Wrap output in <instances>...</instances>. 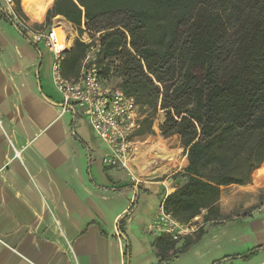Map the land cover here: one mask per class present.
Returning a JSON list of instances; mask_svg holds the SVG:
<instances>
[{"label": "crops", "instance_id": "1", "mask_svg": "<svg viewBox=\"0 0 264 264\" xmlns=\"http://www.w3.org/2000/svg\"><path fill=\"white\" fill-rule=\"evenodd\" d=\"M24 1L22 12L36 22L27 10L53 2ZM2 14L15 23L16 17L24 19L13 3L0 0V264H125V242L129 264H212L217 236L226 243L251 239L249 223L260 219L263 206L222 224L205 222L203 211L196 216L201 233L177 243L146 235L143 228L172 191V179L140 175L133 163L127 169L106 166L107 146L92 130L86 109L64 106L52 82L53 53L28 40ZM80 68L81 61L72 69L61 62L69 78ZM133 143L130 159L142 148ZM170 151L177 159V151ZM227 187H220L221 216L219 201ZM243 217L250 221L245 229ZM261 220L258 239L264 237ZM242 261L238 264H264V256Z\"/></svg>", "mask_w": 264, "mask_h": 264}, {"label": "trees", "instance_id": "2", "mask_svg": "<svg viewBox=\"0 0 264 264\" xmlns=\"http://www.w3.org/2000/svg\"><path fill=\"white\" fill-rule=\"evenodd\" d=\"M52 1L49 8L27 11L37 22L45 15L48 26L61 16L99 33L102 75L111 71L140 105V125L148 119L145 105L154 108L160 101L165 116L159 132L163 138L177 135L187 159L170 177L174 186L164 208L180 221L202 210L205 222L220 219V187L250 183L264 162V0ZM12 2L28 19L25 1ZM2 16L27 38L10 15ZM86 47L74 40L64 52L67 69L79 64ZM260 251L264 245L212 264L247 261ZM129 253L125 242V264Z\"/></svg>", "mask_w": 264, "mask_h": 264}, {"label": "built area", "instance_id": "3", "mask_svg": "<svg viewBox=\"0 0 264 264\" xmlns=\"http://www.w3.org/2000/svg\"><path fill=\"white\" fill-rule=\"evenodd\" d=\"M6 2L13 3L12 0ZM15 21L30 41L42 43L53 53L52 82L60 92L64 106L78 104L86 109L92 130L107 146L103 163L106 166L127 169V162L131 157L132 139L144 115L136 100L124 94L120 87L114 84L111 71L102 75L104 64L97 62L101 55L99 33L95 34L93 41H86L76 33V38L87 47L77 76L69 78L64 76L61 70V62L66 51L61 49L65 39L63 29L55 26L53 19L47 28H44V25L42 28L39 22V25L35 26L29 20H21L17 17ZM195 221L199 223L195 224ZM201 227L202 222L198 217L195 216L189 221H180L164 208L161 201L153 218L143 230L146 235L154 239L161 238L177 243L193 236Z\"/></svg>", "mask_w": 264, "mask_h": 264}, {"label": "rangeland", "instance_id": "4", "mask_svg": "<svg viewBox=\"0 0 264 264\" xmlns=\"http://www.w3.org/2000/svg\"><path fill=\"white\" fill-rule=\"evenodd\" d=\"M43 18L44 19L41 22L42 28H43V25H44V28H47L48 25L45 23V15ZM53 18H51V21ZM26 20H29L31 23L35 24V26L39 25L38 22L32 20L29 16H28V19ZM51 21H50V24H51ZM70 26H72V24H70ZM72 29H73L72 31L75 34L73 41L76 39V33L80 38H83L86 41H89V40L93 41L95 39L93 32L85 31L84 29H82V27L80 29V28H76L72 26ZM97 62L101 63L100 58H98ZM119 82H120V79L118 77H114V84L118 85ZM159 102L160 101L157 102V105L154 108L152 106L145 105L144 111L148 119L143 120L134 138L132 139V141L134 142L133 143L134 145L137 142H141L142 148H139V149L135 148V151L137 152H134L135 154L133 156H136V159L131 158L128 160V162L129 164L133 163V165L136 166V169L139 172V174L141 175L142 173L143 175L144 174L143 169L146 166V164L153 161L158 155L162 157H169L171 156V154L168 151L171 150V151H174L175 153L177 151L178 157L177 159L175 158L176 160L173 161L169 165V168L165 171L155 173V180H164L167 176L171 177L173 173L182 171V169L187 164V159H186V152L183 146L181 145L179 137L177 135H171L167 138H163L159 132L158 125H160V123L164 120V116H165L164 110L159 107ZM145 153H148L147 157L150 161H148L145 158ZM137 157H142L141 161H139ZM250 177H251L250 184L253 185L248 188L250 190H244V188L239 187V186H234V185L224 188L225 192H223V197L225 198L221 199L219 201V204L224 209L225 214L221 216L220 219L215 220L217 221L216 223L222 224V223L227 222L226 220L236 219L251 211H254V210L259 211L261 206L264 207V188H261V190L259 189L260 186H264L263 185L264 184V162H262L257 168H255L252 171ZM202 211L200 213H202ZM257 216H258L257 218H260V219L254 220L253 222L248 221L244 217L243 219L240 220L241 222L240 224H242L243 226V227L240 226L241 229L247 228V226H244V225L250 222L249 223L250 225L248 227H250L252 230L251 231L252 237L249 241H241V240L236 239L232 241L231 243H226V241L223 240L222 236L221 237L217 236L216 240L213 241L214 248L212 250V254L210 255L211 258L213 260L215 259L218 260L222 258L224 255H227V254L234 255V254L243 253V252H246L252 249L258 244H264V237H261L260 239H258V236H256V235H260V232H263L262 226H259L258 224H259V220L262 221L261 219L264 218V211L257 213ZM198 223L199 221H195V224H198ZM261 256H264V251H260V252H256L255 254H252L250 259L247 261H255V258H259ZM225 262L227 264H238L241 262V260L239 259L229 260ZM242 262H246V261H242Z\"/></svg>", "mask_w": 264, "mask_h": 264}, {"label": "bare ground", "instance_id": "5", "mask_svg": "<svg viewBox=\"0 0 264 264\" xmlns=\"http://www.w3.org/2000/svg\"><path fill=\"white\" fill-rule=\"evenodd\" d=\"M53 22L55 26L62 28L65 33V39L64 43L61 45V49L68 50L73 43V38L75 37V34L72 31V26H70V23L61 16H55L53 18ZM175 160L176 159L174 155L169 157L158 156L156 159L146 164L144 167L145 175L149 176L151 174L165 171L169 168V164ZM127 164L128 166L130 165L129 162H127Z\"/></svg>", "mask_w": 264, "mask_h": 264}]
</instances>
